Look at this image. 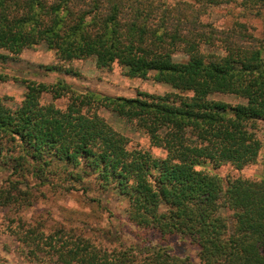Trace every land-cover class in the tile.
Listing matches in <instances>:
<instances>
[{
    "label": "trees",
    "instance_id": "1",
    "mask_svg": "<svg viewBox=\"0 0 264 264\" xmlns=\"http://www.w3.org/2000/svg\"><path fill=\"white\" fill-rule=\"evenodd\" d=\"M183 4L0 0V60L43 44L61 61L48 70L69 74L62 62L92 57L99 68L119 62L130 77L155 72L174 89L112 96L79 91L63 79H25L20 104L8 106L0 97V168L10 172L0 191L4 204L20 205L26 192L20 185L28 187L29 175L47 180L56 174L63 188H75L82 173H91L128 199L133 224L182 237L197 249V257L185 262L162 246L110 248L63 227L19 221L15 239L39 264H264V176L226 180L205 168L230 163L243 170L258 161L264 34L244 22L206 31ZM241 4L254 15L264 8V0ZM45 93L69 102L64 109L44 104ZM215 93L245 102L212 99ZM102 111L145 133L166 155L131 147Z\"/></svg>",
    "mask_w": 264,
    "mask_h": 264
},
{
    "label": "rangeland",
    "instance_id": "2",
    "mask_svg": "<svg viewBox=\"0 0 264 264\" xmlns=\"http://www.w3.org/2000/svg\"><path fill=\"white\" fill-rule=\"evenodd\" d=\"M171 3L183 4L188 16L198 19V28L206 31L214 28L223 30L234 26L236 22L246 23L257 34H264V8L259 15L245 10L241 0H228L212 4L208 0H169ZM210 26V27H209ZM208 46V45H207ZM212 49L214 47H211ZM209 48V49H211ZM0 52H5L0 50ZM181 59V55L176 56ZM55 51L40 44L25 49L21 54L0 60V97L11 107L20 104L26 92L25 79L37 82L54 83L65 80L79 91L93 90L112 96L136 97L141 93L165 94L174 91L170 84L159 82L154 78L155 72L146 78L130 77L119 62L109 68H99L95 59H75L62 62L70 68L71 73L48 70L47 66L60 64ZM212 99L232 104L245 102L242 98L230 93H215ZM69 102L68 96L54 99L49 93L42 96V103H54L64 109ZM110 124L125 133L130 139L131 147H147L158 156H165L161 147H152L148 136L134 127L128 126L110 111H102ZM257 133L262 139L263 148L258 161L243 170L232 164L218 167L207 165L212 173H217L226 180L236 177L264 176V120L257 122ZM9 171L0 168V191L8 185L5 179ZM81 182L74 183L75 188H63L56 174H49L47 180L28 176V187L21 184L23 199L18 204L0 202V264H39L27 256L24 246L15 239V228L19 221L44 223L47 228H64L82 233L97 245L110 248H142L144 246H162L171 254L179 256L182 261L197 257L196 246L176 235L162 237L159 233L139 228L128 218V199L113 188L103 187L95 174L82 173ZM11 179H16L12 176ZM66 185L71 183L66 182ZM6 188V187H3Z\"/></svg>",
    "mask_w": 264,
    "mask_h": 264
}]
</instances>
